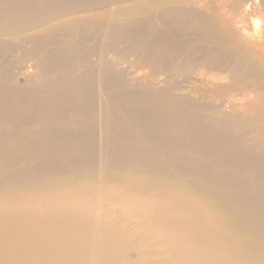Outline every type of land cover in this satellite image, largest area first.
<instances>
[{
    "label": "bare ground",
    "instance_id": "bare-ground-1",
    "mask_svg": "<svg viewBox=\"0 0 264 264\" xmlns=\"http://www.w3.org/2000/svg\"><path fill=\"white\" fill-rule=\"evenodd\" d=\"M0 264H264V0H0Z\"/></svg>",
    "mask_w": 264,
    "mask_h": 264
},
{
    "label": "rangeland",
    "instance_id": "rangeland-1",
    "mask_svg": "<svg viewBox=\"0 0 264 264\" xmlns=\"http://www.w3.org/2000/svg\"><path fill=\"white\" fill-rule=\"evenodd\" d=\"M258 24L261 25V22L259 21ZM107 60L110 63L114 62V59H113L112 55H109L107 57ZM93 61H94V63H98V61L96 59H94ZM118 67L119 68H123L122 70H125L124 68H130L126 64H119ZM126 71L129 74V76H131V75L132 76H138L140 74V75L147 76V78H152L151 81L149 79H147L150 84H152V81H154L153 79H156L154 77V74H152L151 70H149L147 68H145V69L144 68H142V69L133 68V70L132 69H127ZM33 74H34V70H33V68H31V64L30 63H26L25 65H23V68H15L13 70V77L15 78L14 81H15L16 84H21V85L25 84L28 81L29 77L31 75H33ZM212 104L213 105H217V106L219 105L218 102H216V101H213ZM236 104L239 105L240 102L236 101ZM226 111H228V110H226Z\"/></svg>",
    "mask_w": 264,
    "mask_h": 264
}]
</instances>
